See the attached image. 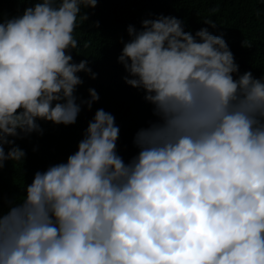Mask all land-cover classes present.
Segmentation results:
<instances>
[{
	"label": "trees",
	"instance_id": "obj_1",
	"mask_svg": "<svg viewBox=\"0 0 264 264\" xmlns=\"http://www.w3.org/2000/svg\"><path fill=\"white\" fill-rule=\"evenodd\" d=\"M0 264H264V0H0Z\"/></svg>",
	"mask_w": 264,
	"mask_h": 264
},
{
	"label": "clouds",
	"instance_id": "obj_2",
	"mask_svg": "<svg viewBox=\"0 0 264 264\" xmlns=\"http://www.w3.org/2000/svg\"><path fill=\"white\" fill-rule=\"evenodd\" d=\"M91 66H92V65H90L89 67H91ZM92 73L96 75L95 71H93Z\"/></svg>",
	"mask_w": 264,
	"mask_h": 264
}]
</instances>
